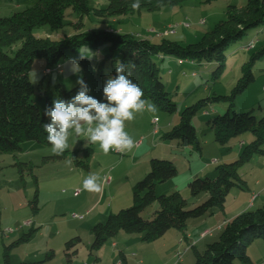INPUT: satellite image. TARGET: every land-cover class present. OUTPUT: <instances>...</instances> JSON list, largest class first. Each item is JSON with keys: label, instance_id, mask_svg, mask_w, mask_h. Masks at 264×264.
Here are the masks:
<instances>
[{"label": "rangeland", "instance_id": "374dc122", "mask_svg": "<svg viewBox=\"0 0 264 264\" xmlns=\"http://www.w3.org/2000/svg\"><path fill=\"white\" fill-rule=\"evenodd\" d=\"M246 3L247 0H191L153 12L142 10L116 17L97 16L94 12L81 17L72 9H67L64 26L60 30L54 32L47 26L39 27L34 29V35L62 40L91 31H110L149 39L154 43H160L166 36L185 46L199 42L217 24L226 21L228 6L241 8ZM34 4L35 0H0V18L10 17ZM89 4L92 8L104 10L108 7V0H89ZM252 41H257L256 48L246 49V45ZM263 47L264 27L251 30L237 45L230 48L224 72L217 81L213 80L216 63L193 64L185 61L184 65H180L178 59L170 57L168 59L173 62L164 64L156 57L154 60L177 111L174 114L159 108L156 113L144 111L136 114L133 121L126 122L125 130L136 145L131 151L120 153L110 150L104 154L99 145L85 146L83 137L77 138L70 130L69 149L65 151L64 159L53 160L56 155L52 153L51 147L37 142L22 144L21 150L14 154L0 152V264L3 263L5 247L14 245L33 227L36 231L29 241L12 247V264H65V243L77 237L81 238L82 244L72 264H124L121 253L126 256L129 264H195L196 250L203 253L208 244V241L199 243L202 241V230L216 231V238L211 240L217 241L221 233L217 229L245 211L242 208L249 195L263 193L264 156L256 155L251 162L241 167L240 176L246 186L244 189L234 188L230 192L223 211L216 209L201 219L191 220L192 238L187 239V236L171 230L156 241L144 242L139 234L120 232L101 249L92 252V227L105 222L109 215L133 205L134 185L145 178L151 160H165L159 158L162 156L172 161L178 169V175L158 185L157 194L170 195L178 190L188 199V208L206 200L207 194L191 197L188 183L195 178H215L216 175L203 174V170L215 173L217 164L235 161L243 146L252 142L253 135L246 132L230 139L225 146L215 142L209 121L226 114L229 104L211 101L205 111L197 114L192 121L202 153L194 148H181L173 142L162 141L161 136L180 123L181 113L187 107L201 100L230 96L243 76L244 65L250 61L252 54ZM82 54L84 58H81ZM104 55L105 49L99 55L88 47L76 55L69 52L60 70L49 75L45 74V60L36 59L31 66L30 80L35 89L43 82L46 90L55 96L58 84L67 90L77 85V75L71 74L65 64L68 58L80 64L83 76L79 59L89 58L91 63L96 64ZM112 69L111 63L105 65L106 77L112 74ZM252 73L255 80L237 96L235 111L252 112L260 120L264 118V58L254 63ZM34 99L44 110L46 103L40 101L39 96ZM68 160L72 163H67ZM16 163L31 165L33 170H26L22 176ZM90 173L100 176L102 191L88 192L83 189V180ZM108 178L111 183L106 181ZM77 192L80 194L76 195ZM36 194L39 210H34L31 204ZM158 208L159 204L155 203L142 216L151 219ZM29 222L31 224L26 225ZM194 223L203 224L202 229L195 228ZM208 234L206 232L204 236ZM193 245H197L196 250L191 248ZM52 253L54 256L47 259V255ZM248 253L253 258L252 264H264V241H256L249 247ZM182 259L185 262L181 263Z\"/></svg>", "mask_w": 264, "mask_h": 264}, {"label": "trees", "instance_id": "16d2710c", "mask_svg": "<svg viewBox=\"0 0 264 264\" xmlns=\"http://www.w3.org/2000/svg\"><path fill=\"white\" fill-rule=\"evenodd\" d=\"M187 1L191 0H141L140 9L133 11L130 5L134 0H108V7L104 10L90 7L89 0H35V4L26 10L0 18V152L17 153L26 142H37L51 147L42 127V124L49 120L34 98L39 96L40 101L45 102L46 106H51L54 98L67 100L78 90V85L67 90L58 84L56 95L52 96L43 82L35 89L30 80V71L36 59L45 60V74L49 75L60 70L62 61L69 52L76 55L81 49L88 47L101 55L105 49V55L96 64L91 63L89 58L79 59L84 71L83 78L91 88L90 95L106 102L103 100L105 65L111 63V75L114 76L117 60L131 62L136 65L131 79L140 86L146 98L169 114H174L177 107L166 90L160 68L154 60L156 57H172L178 61H191L193 64L216 63L213 80H219L224 72L230 48L237 45L251 30L264 27V0H247L246 5L241 8L228 6L226 21L217 24L199 42L185 46L167 39L166 36L160 43H154L149 39L110 31H91L62 40L34 35V29L39 27L47 26L54 32L60 30L64 26L67 9H72L81 17L90 15L91 12L97 16L116 17L142 10L153 12ZM252 42L256 44L251 50L257 45V41ZM262 58L264 47L252 54L250 61L244 65L243 76L230 96L201 100L187 107L181 113L180 123L161 136L162 141L173 142L181 148H194L202 153L192 121L197 114L205 111L211 101L229 104L226 114L209 121L215 142L225 146L230 139L246 132L253 135L252 142L243 146L235 161L217 164L215 178H195L188 183L191 197L207 194V199L202 204L188 208V199L179 191L170 195H158L157 186L175 178L178 169L171 160L153 159L145 178L133 187V205L117 214L109 215L105 222H99L92 227V252L101 249L120 232L139 234L144 242L156 241L171 230L184 234L190 220L201 219L216 209L223 211L230 192L234 188L244 189L246 182L240 176L241 167L251 162L256 155L264 156V118L258 120L252 112H236L235 100L254 82L252 67ZM65 157L66 152L63 156L56 155L52 159ZM15 166L22 176L26 170H33L28 164L16 163ZM38 203L36 194L31 203L34 210H39ZM155 203L159 204V208L153 217L144 218V211ZM35 231L34 227L31 228L30 232L24 234L14 245L29 241ZM258 240L264 241V206L245 211L228 221L217 241L209 244L203 253L196 252L195 264H252L248 249ZM81 244L82 240L78 237L65 243V264L73 263ZM14 245L5 247L2 264H12L11 249ZM53 256V253L48 254L47 259Z\"/></svg>", "mask_w": 264, "mask_h": 264}, {"label": "clouds", "instance_id": "9594fccd", "mask_svg": "<svg viewBox=\"0 0 264 264\" xmlns=\"http://www.w3.org/2000/svg\"><path fill=\"white\" fill-rule=\"evenodd\" d=\"M130 7L133 11L140 9L141 0H134ZM81 58H84L83 54ZM65 64L71 74L77 75L76 84L79 87L70 99L56 97L51 106L44 109L49 122L43 123L42 127L52 153L63 156L69 149L70 130L77 138L83 137L85 146L99 145L104 154L110 150L120 153L131 151L136 145L125 130L126 122L133 121L138 113L158 111L157 105L146 98L140 86L131 79L135 63L116 61L115 75L107 76L104 81L103 100L106 102L90 95L91 88L81 75L82 68L76 60L68 58ZM100 180L99 175L90 173L83 180V189L88 192L102 191Z\"/></svg>", "mask_w": 264, "mask_h": 264}, {"label": "crops", "instance_id": "0c3cea01", "mask_svg": "<svg viewBox=\"0 0 264 264\" xmlns=\"http://www.w3.org/2000/svg\"><path fill=\"white\" fill-rule=\"evenodd\" d=\"M162 61H163V63L165 64L166 62H173V61H171V59H168V58H165V59H162V58H160ZM168 59V60H167ZM180 65H182V64H180ZM161 155H164V154H161ZM165 157L166 156H162V157H159V158H164L165 159ZM209 173H210V175H212V176H214V175H216L215 173H213V171H211L210 170V172H207L206 170L204 171L203 170V174H206V175H209ZM211 177V176H210ZM175 191H178V190H175ZM263 192V193H262ZM261 193L262 194H260V193H251L250 195H249V197H248V200H246V202H244V206H243V208L242 209H244L245 211H248V210H254L256 207H259V208H261L262 206H264V190L262 191ZM200 196V195H199ZM254 196L256 197L255 199H254ZM207 197L208 196H206V199H207ZM245 201V200H244ZM197 205H199V204H196V206ZM258 209V208H257ZM244 211V212H245ZM227 222H224V225L226 224ZM191 220L188 222V226H187V229H186V231L184 232V236H187V239H188V237H190V238H192V235L190 234V232H191ZM224 225H222V227L221 228H218L217 229V232H222V230H223V227H224ZM193 226L196 228H198L199 230H201L202 229V227H203V224H201V223H194L193 224ZM206 232H209V234L208 235H205L204 236V233H206ZM215 232L216 231H211V230H208V229H204V230H202V232H201V236H200V239L202 240V241H200L199 243H201V242H203V241H208V244H207V246L209 245V244H211V243H213L214 241H216V240H211V239H215L216 238V236H215ZM221 234V233H220ZM213 241V242H212ZM198 242V241H197ZM196 242V243H197ZM198 243V244H199ZM197 244V245H198ZM197 245H193V246H191V248L192 249H195L196 250V247H197ZM207 248V247H206ZM196 252H199V250H196ZM185 253V255H186V253H187V251H185L184 252ZM122 254V256H123V260H124V264H129V261L127 260V258H126V256L123 254V253H121ZM250 258H251V261H252V263L254 262L253 261V258L250 256ZM182 262H185L183 259H182V261H181V263ZM175 264V263H174Z\"/></svg>", "mask_w": 264, "mask_h": 264}, {"label": "built area", "instance_id": "2783aa9c", "mask_svg": "<svg viewBox=\"0 0 264 264\" xmlns=\"http://www.w3.org/2000/svg\"><path fill=\"white\" fill-rule=\"evenodd\" d=\"M255 46V44L254 45H250L247 49H251V48H253ZM181 62H182V65H184V63H185V61H182L181 60ZM155 123L157 122V120H155L154 121ZM157 132V129H155V133ZM108 183H111V179L110 178H108L107 180H106ZM80 193L79 192H77L76 193V195H79ZM256 197L254 196V199H255ZM31 223L29 222V223H26V225H30ZM179 257L180 258H182V256L181 255H179Z\"/></svg>", "mask_w": 264, "mask_h": 264}, {"label": "bare ground", "instance_id": "6f19581e", "mask_svg": "<svg viewBox=\"0 0 264 264\" xmlns=\"http://www.w3.org/2000/svg\"><path fill=\"white\" fill-rule=\"evenodd\" d=\"M253 45V44H252ZM179 64H182V62L181 61H179Z\"/></svg>", "mask_w": 264, "mask_h": 264}]
</instances>
